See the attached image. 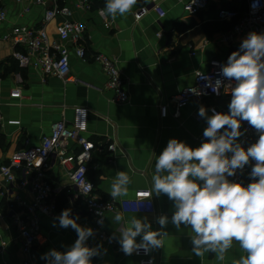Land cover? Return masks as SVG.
Segmentation results:
<instances>
[{"label":"crops","instance_id":"0c3cea01","mask_svg":"<svg viewBox=\"0 0 264 264\" xmlns=\"http://www.w3.org/2000/svg\"><path fill=\"white\" fill-rule=\"evenodd\" d=\"M185 1L137 0L131 13L115 18L105 16V19L97 10L105 7L106 0H93L86 11L73 10L71 18L83 21L87 26L86 55L102 53L113 59L121 70L128 93L126 103L114 101L113 91L105 86L106 75L97 63L82 61L71 51L69 81L64 82L54 75L43 80L38 70L20 66L12 57L14 45L11 42L0 40V163H5L26 141L37 143L55 121L65 120L96 145L88 178L101 199H112L111 184L118 172L125 171L131 178L127 194L114 200L118 204L116 212L123 214L124 221L120 224L114 221L116 212L105 217L104 229L108 236L118 238L133 216L146 218L151 230L167 233L163 246L151 251L154 264H235L242 254L236 243L223 261L217 260L213 253H206L202 259L197 257L192 251L190 227L182 224L177 229L171 222L174 202L167 195L157 196L151 190L156 159L170 139L183 141L193 148L206 140L203 132L207 123L198 115L201 106L206 108L204 102L190 101L177 118L170 113L161 117L158 105L169 103L177 91L191 85L194 72L206 69L210 59L227 63L231 53L239 49L249 34L238 36L229 43L222 42L221 37L228 30H222L216 23L218 8L244 12L245 1L209 0L208 8L195 16L184 13ZM25 6L27 3H7L8 15L0 23V34L13 23L41 21L42 6L32 5L29 12L23 13ZM142 7L147 9L146 13L135 20V13ZM63 19L58 17L46 25L50 40L56 37V26ZM210 22L211 30L207 33L204 25ZM225 22L232 26L234 21ZM230 101L231 95L226 94L213 103L227 114ZM168 109L171 111L170 103ZM207 114L211 115L209 111ZM238 142H242L241 137ZM112 143L115 149L108 151L107 146ZM49 165L47 173L52 180L58 215L76 207L83 214L81 201L72 203L69 199L67 192H73V188L63 170L53 160ZM250 182L242 184L246 186ZM138 190H149L151 195L136 200ZM0 207H4L3 201ZM161 215L169 220L163 229L156 222ZM54 222L56 227H53ZM40 225L47 238L39 249L41 257L52 249L66 252L78 238L71 227H59L55 218L42 217ZM136 239L139 243L141 237ZM113 240V246L104 242L92 245L93 248L99 246V255L91 258L92 264H138L139 257L125 255L120 251L118 241ZM0 245L4 247L0 264H21L20 238L7 219L0 220Z\"/></svg>","mask_w":264,"mask_h":264},{"label":"clouds","instance_id":"9594fccd","mask_svg":"<svg viewBox=\"0 0 264 264\" xmlns=\"http://www.w3.org/2000/svg\"><path fill=\"white\" fill-rule=\"evenodd\" d=\"M137 0H106L101 14L124 16L131 13ZM254 9L259 0H254ZM219 77H223L220 79ZM224 80L235 81V86L225 85ZM211 90L219 95L220 88L230 89L231 101L227 114L212 109V115L201 106L198 115L206 120V138L198 147L183 141L170 139L155 162L151 190L157 196L164 194L174 202L172 224L180 229L190 227L193 253L203 258L206 253L215 254L223 261L234 243L242 254L235 264H264V33L251 32L231 53L227 63L220 66L218 78L209 82ZM241 122H247L259 134L258 140L247 149L239 143L243 135ZM231 153V156L228 154ZM250 160L252 182L246 186L228 179L243 170ZM130 176L125 171L116 174L111 184L113 200L128 192ZM114 221H124L123 214L116 212ZM61 228L71 227L78 238L66 251L55 249L41 259L49 264H92V257L99 255V246H86L94 235L93 229L81 227L65 209L55 218ZM156 222L163 229L169 222L161 215ZM103 223V221H99ZM57 224L54 222L53 227ZM141 237L137 242V237ZM167 233L151 230L145 219L131 217L116 239L125 255L145 254L163 246Z\"/></svg>","mask_w":264,"mask_h":264},{"label":"built area","instance_id":"2783aa9c","mask_svg":"<svg viewBox=\"0 0 264 264\" xmlns=\"http://www.w3.org/2000/svg\"><path fill=\"white\" fill-rule=\"evenodd\" d=\"M0 0V23L7 18V3H27L23 7V13L30 11L32 5L42 6L43 16L39 23L20 22L13 23L0 34V40H7L14 45L12 57L23 67L31 66L38 70L44 80L46 76L54 75L62 81H69L71 51L82 61L97 63L106 75L105 86L114 93V101L118 103L128 102V93L125 90V80L116 62L102 53L86 55L87 26L83 21L72 19L73 10L86 11L91 8L93 0ZM246 3V10H238L220 7L216 11V18L222 21H234L231 28L222 37V42H231L238 36L256 32L264 33V0H259V7H252L254 0H241ZM209 0H186L183 11L188 16H195L206 10ZM73 8V9H72ZM98 14L105 19V15ZM147 9L142 7L135 13L134 19L139 20ZM64 18L56 26V37L49 39L46 25L58 18ZM108 25V22H106ZM224 61L212 58L204 70L194 72L193 83L177 91L169 103L158 105L161 117L169 113L177 118L180 110L192 100L204 102L209 113L212 109L221 112L214 105L213 100L223 95H231L230 89L220 88V94H215L209 82L218 78L220 66ZM223 79V77H219ZM224 84L235 86V81L224 80ZM222 113V112H221ZM242 147L247 149L255 143L259 134L247 122H241ZM96 148L93 141L89 140L80 129L68 125L65 120L55 121L50 125L49 132L43 134L35 144L25 142L24 146L14 150L5 163H0V220H8L11 227L20 238L21 264H49L48 260L41 259L39 249L45 245L47 238L41 230V218L58 217L57 205L54 199L52 180L47 171L53 160L65 173L73 188L68 191L72 203L79 200L83 205V214L76 207L71 210V216L78 217L81 227L93 229L94 235L90 237L86 246L104 242L107 245H115L110 241L104 229V220L107 214L116 212L118 204L112 199H101L96 193L94 184L88 178L92 151ZM115 145L109 144L108 151H113ZM254 160L243 170H237L236 174L228 177L230 181L243 183L251 180L250 172ZM30 194V198L26 195ZM151 195L149 190H138L135 193L136 200L147 199ZM103 223H99V221ZM120 251H123L120 248ZM4 247L0 245V256ZM139 257L138 264H154L151 252L145 254L142 250L133 253Z\"/></svg>","mask_w":264,"mask_h":264},{"label":"trees","instance_id":"16d2710c","mask_svg":"<svg viewBox=\"0 0 264 264\" xmlns=\"http://www.w3.org/2000/svg\"><path fill=\"white\" fill-rule=\"evenodd\" d=\"M211 23L212 22L207 23V24L204 25V28H205L207 33H209L210 30H211V27H210ZM216 23H218L219 24V28H221L224 31L229 30L231 28V26L225 21L217 20ZM217 27H218V25H217ZM10 59L14 60L13 58H10ZM0 145H2V142H0ZM250 181H252V180H245L244 182H250Z\"/></svg>","mask_w":264,"mask_h":264}]
</instances>
